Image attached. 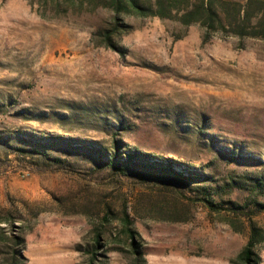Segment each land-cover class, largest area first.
<instances>
[{"label":"rangeland","instance_id":"1","mask_svg":"<svg viewBox=\"0 0 264 264\" xmlns=\"http://www.w3.org/2000/svg\"><path fill=\"white\" fill-rule=\"evenodd\" d=\"M133 26L115 51L0 0V264H138L132 242L145 264H244L252 226L264 264V199L247 180L264 177V40ZM113 140L210 179L123 175L88 149Z\"/></svg>","mask_w":264,"mask_h":264},{"label":"trees","instance_id":"2","mask_svg":"<svg viewBox=\"0 0 264 264\" xmlns=\"http://www.w3.org/2000/svg\"><path fill=\"white\" fill-rule=\"evenodd\" d=\"M36 15L47 22L65 23L79 30H87L99 36L106 47L117 51L115 37L133 29L138 21L157 18L176 22L186 31L191 26H199L203 31V43L215 34L230 35L239 39L246 37L264 40V0H246L244 3L229 0H24ZM103 165L113 168L123 175L135 171L166 184H198L210 178L196 168L188 167L171 160H165L124 149L123 144L113 140L110 150L101 147H88ZM236 159V156H232ZM137 171V170H136ZM248 190L264 199V177H248ZM211 211L222 208L210 198L198 200ZM258 212L264 213V201H254ZM131 234L130 229H127ZM4 235L0 234V244ZM100 236L97 235L99 244ZM13 242L22 247V237ZM260 243L255 228L251 227L248 242L240 258L244 264H256L255 247ZM134 258L138 264H145L143 254L132 242ZM19 253L11 264H18Z\"/></svg>","mask_w":264,"mask_h":264}]
</instances>
